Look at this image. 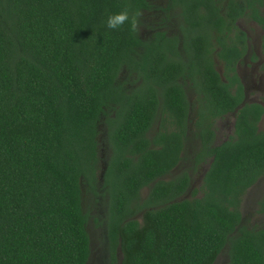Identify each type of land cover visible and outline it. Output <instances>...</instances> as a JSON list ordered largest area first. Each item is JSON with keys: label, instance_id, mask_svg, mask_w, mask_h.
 Here are the masks:
<instances>
[{"label": "trees", "instance_id": "trees-1", "mask_svg": "<svg viewBox=\"0 0 264 264\" xmlns=\"http://www.w3.org/2000/svg\"><path fill=\"white\" fill-rule=\"evenodd\" d=\"M257 4L264 0H242L237 16ZM148 7V0H0V264H90L87 197L107 201L98 224L110 264H216L226 250L230 264H264V228L244 226L242 212L264 177V106L246 102L236 69L245 34L236 29L234 45L218 36L216 55L206 18L184 45V61L163 37L140 36ZM125 9L138 27L107 28V16ZM259 23L264 28V18ZM127 72L140 81L132 89ZM231 114L234 135L216 144V123ZM103 124L111 151L104 165ZM191 134L200 141L195 169L209 168L202 195L185 198L190 174L166 178Z\"/></svg>", "mask_w": 264, "mask_h": 264}, {"label": "flooded vegetation", "instance_id": "flooded-vegetation-1", "mask_svg": "<svg viewBox=\"0 0 264 264\" xmlns=\"http://www.w3.org/2000/svg\"><path fill=\"white\" fill-rule=\"evenodd\" d=\"M240 3H242V0H148L149 7L143 10L142 18L140 19V25L138 28L140 36L145 42L152 41L153 43L157 42L163 37V39H166L176 47V50L179 54L178 58L187 61V53L185 51L184 45H186V43L190 45L188 43L191 37L190 35H192L197 29L202 28V20L205 23L206 18L212 19V26L207 25V28L210 30V35L212 36L213 40L212 42L215 46H217V49L214 53L216 55L220 51V47L218 48V36L221 37V35H224V38L229 39L228 44L234 45L237 43L235 42L236 36L238 34L236 29H239L240 32L245 34L246 48L244 57L238 62L236 69L242 83L244 84L246 92L247 86L243 79L247 81L248 87L250 85H259V83L255 82L256 78H252V76H254V73H256L257 69H259L261 66V64H258V66L256 64L259 60V57L261 58V61L264 57V28L259 23L260 17L264 18V4H257L256 12L252 7L246 6L244 8L243 15L237 16V10L240 6ZM242 22H247L249 26H252L253 24L255 27H260L262 30L261 44H257L255 42L256 37L250 34L248 28L243 27ZM219 23H224L225 32L223 34H221L219 31ZM228 29L232 31H229ZM217 60L219 61V59L216 57V65ZM244 63L246 64V67L244 70H241L240 67ZM248 63H250V67L247 65ZM222 67L224 68V65ZM242 71L245 76L242 75ZM261 71L263 74H260L258 79H260V85H263L264 65L261 67ZM126 75L127 77L125 78V81L127 78H129L127 80V88L132 89L137 84H140L137 76H131L128 72ZM180 84L184 85L183 80H180ZM184 87L187 91L191 105L193 106L195 103V98L191 94L189 88L185 85ZM255 103H260L264 106V104L261 102ZM193 116L194 114L191 112L190 117L193 118ZM160 126L161 122L157 123L154 127L155 133L152 132V134L154 133L155 135L156 132H159L161 129ZM263 197L264 195L262 196L261 200ZM255 211L258 217H264V213L259 212V206H256ZM256 222H254L251 228L258 227L260 225L259 221ZM243 224H245V218L243 219ZM219 259L217 260V263Z\"/></svg>", "mask_w": 264, "mask_h": 264}, {"label": "rangeland", "instance_id": "rangeland-1", "mask_svg": "<svg viewBox=\"0 0 264 264\" xmlns=\"http://www.w3.org/2000/svg\"><path fill=\"white\" fill-rule=\"evenodd\" d=\"M242 23L241 24L243 25V27L248 28L250 34L256 37L255 42L257 44H261L262 30L260 29V27H255L253 24L252 26L251 25L249 26L247 22H242ZM256 64L257 66L258 64H261V66L259 67V69H257L256 73H254V76H252V78L255 77L256 78L255 82L259 83V85H250L248 87L247 81L243 79L247 86L246 102L247 103L261 102L264 104V82L263 85H260V79H258L260 74H263L261 71V67L264 65V57L262 58V61L261 58L259 57V60L257 61ZM247 65H249L250 67V63H248ZM222 66L223 63L217 60L218 70L221 73H224V68ZM245 67L246 64L244 63L242 64L240 69L244 70ZM241 73L243 76H245L243 74V71ZM128 79L129 78H127V80ZM235 118H236L235 115L231 114L226 118L219 120L216 123V130H217L216 144H221L227 139H229V137L234 135ZM261 129L264 130V120L261 123ZM100 142H101L100 155L104 165L107 163L111 153L107 144V130L105 125L102 126ZM199 148H200V141L191 134L190 139L186 143V148L183 154L182 162L166 178V180H170L186 172L190 174V176L192 177V187L189 190V192L185 195V198H192L195 195L196 191L199 192V195L197 194L198 196L202 195L201 189L203 186V179L206 171L209 168V165L208 164L204 165L201 168H199V170L195 169V164L193 163V156L195 155L196 151ZM149 191H150L149 189L143 190L142 199L147 198ZM263 195H264V178L261 179L260 182L255 187L251 188L243 199L242 212L245 218L244 226L251 228L254 222L259 221L260 225L254 228L264 227V217H258L255 211L256 206H259L258 202H260ZM106 202L107 201L102 198L99 199L98 203H93L92 200L89 199V197L85 199V203H84L85 209L91 215L90 223H89V232L92 237V258L90 264H110L109 247L107 242V230L104 224L103 225L98 224V222L103 221V219L106 216L107 213ZM120 257L121 256H119V259ZM217 264H230L227 250L221 255Z\"/></svg>", "mask_w": 264, "mask_h": 264}, {"label": "clouds", "instance_id": "clouds-1", "mask_svg": "<svg viewBox=\"0 0 264 264\" xmlns=\"http://www.w3.org/2000/svg\"><path fill=\"white\" fill-rule=\"evenodd\" d=\"M106 27L109 29H118L125 24H130L132 28H137V14L131 10L125 9L119 12L111 13L105 21Z\"/></svg>", "mask_w": 264, "mask_h": 264}, {"label": "water", "instance_id": "water-1", "mask_svg": "<svg viewBox=\"0 0 264 264\" xmlns=\"http://www.w3.org/2000/svg\"><path fill=\"white\" fill-rule=\"evenodd\" d=\"M118 256H121L120 259H119V262L122 263V255H121V249L119 248V255Z\"/></svg>", "mask_w": 264, "mask_h": 264}]
</instances>
